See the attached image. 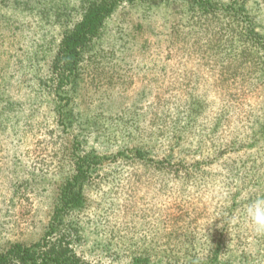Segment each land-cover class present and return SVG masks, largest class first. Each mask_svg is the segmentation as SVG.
Returning a JSON list of instances; mask_svg holds the SVG:
<instances>
[{
    "label": "rangeland",
    "instance_id": "1",
    "mask_svg": "<svg viewBox=\"0 0 264 264\" xmlns=\"http://www.w3.org/2000/svg\"><path fill=\"white\" fill-rule=\"evenodd\" d=\"M78 2L0 0V252L44 236L60 187L73 172L77 135L82 144L88 140L89 150L107 155L147 140L153 160L168 159L163 165L113 163L112 172L120 170L114 174L104 162L87 188L88 207L75 217L83 234L77 253L92 264H129L145 251L154 262L177 254L173 264H202L216 234L210 230L217 219L222 227L231 197L239 204L252 202L249 194L264 197V177L258 176L264 173L263 135L256 143L251 139L256 122H264V77L250 68L237 76L228 69L220 77L212 47L226 43V32L216 43L205 32L182 41V31L170 29L178 20L172 10L159 9L143 23L139 11L119 10L111 24L133 22V45L126 53L119 45L113 58L103 59L102 79L114 75V85L105 81L81 103V110L96 112V125L85 137L78 129L62 134L49 97L52 87L39 83L50 80L65 29L55 14L74 11V24ZM254 10L264 34V6ZM195 100L204 109L191 118ZM127 122L131 130L135 122L144 131L165 132L139 139L125 136L127 129L117 138L104 133ZM245 169L253 179L242 188L238 178ZM217 186L223 191H215ZM241 207L228 218V251L234 264H263L264 233ZM243 253L247 257L241 259Z\"/></svg>",
    "mask_w": 264,
    "mask_h": 264
},
{
    "label": "trees",
    "instance_id": "2",
    "mask_svg": "<svg viewBox=\"0 0 264 264\" xmlns=\"http://www.w3.org/2000/svg\"><path fill=\"white\" fill-rule=\"evenodd\" d=\"M262 6H264V0H79L77 9L80 10V16L74 24L70 21L74 11L70 14L58 11L55 19L65 29L50 65V80L47 82L41 80L39 85L45 88L52 87L49 97L54 104L55 117L61 133L72 134L78 129L85 137L90 128L97 123L96 112L90 108L81 110V103L86 96L98 93L105 81L108 86L111 83L114 85L112 81L116 78L114 75L105 76L102 79L103 72L107 68V66L102 67L103 59L109 56L113 58L119 45L120 49L124 47L125 53L133 45V22L122 19L118 24H111V20L119 10L139 11L142 23L149 22L159 9L172 10L178 20L175 23L172 22L170 29L174 32L181 30L180 40L182 41L187 36L205 32L213 35L214 43H216L222 39L221 33L226 32L228 35L223 37V40H227L226 43H217L212 47L215 48V65L220 66V77L225 76L228 69L233 70L231 75L237 76L243 70L250 68L252 72L259 73L261 78L264 77V34L259 30L254 9ZM65 16H69V19L63 18ZM64 20L68 23L64 24ZM212 44H206V47L211 48ZM195 102L196 104L189 110L191 118L204 109L200 101L195 100ZM131 115L133 117L131 120H136L135 114ZM256 124L254 129L257 130L251 138L253 143L261 139L264 141V122L260 121ZM134 125L133 130H131L133 125L128 126V122L118 125L120 130L116 132H111V128L107 127L104 133L117 138L122 135L123 129H127L125 136L139 139L140 136L155 138L165 132L164 130L147 132L139 123L134 122ZM262 135L263 138L260 139ZM73 137L75 142H78L73 149L71 160L73 172L60 187L57 204L44 236L29 246L13 244L1 251L0 264H92L77 253V245L82 243L83 234L79 221H76L75 217L88 207L87 188L93 186L95 177L98 176L104 162L108 161V166L117 162L127 165L133 161L163 165L168 160L167 157L160 161L153 160L152 148L148 146L147 140H141L132 148L120 149L116 153L107 155L89 150L88 140L82 144L79 136ZM109 169H111L109 174L120 171L112 172L114 169L112 166H109ZM246 171L245 169L238 178L242 188H246L249 181L253 179ZM234 176L235 171L232 168L230 178ZM258 176L264 177V173ZM234 196L231 197L233 199L227 206V215L221 220L222 227L218 226L220 221L217 219V224L210 230L216 231V234L214 238L211 237L214 241L209 242V253L202 264L235 263L234 254L228 251L229 246L226 242L225 231L229 226L228 218L235 209L241 207V204V208L244 209L250 202L243 201L239 204ZM259 197L258 194L248 195L249 201ZM186 251L189 255L190 252ZM241 255V259L247 257L245 253ZM165 256L166 253L162 254V257ZM176 259L177 254L167 257L165 262L162 260L154 262L150 252L145 251L131 256L129 264H173ZM262 263L264 264V260Z\"/></svg>",
    "mask_w": 264,
    "mask_h": 264
},
{
    "label": "clouds",
    "instance_id": "3",
    "mask_svg": "<svg viewBox=\"0 0 264 264\" xmlns=\"http://www.w3.org/2000/svg\"><path fill=\"white\" fill-rule=\"evenodd\" d=\"M215 191H223L222 186H217ZM215 191H210L209 196L214 195ZM245 215L254 229L258 233H264V197H259L250 202L245 208ZM213 222V221H212ZM210 222V224L212 223Z\"/></svg>",
    "mask_w": 264,
    "mask_h": 264
}]
</instances>
